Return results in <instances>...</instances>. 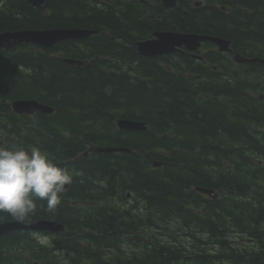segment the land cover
Returning a JSON list of instances; mask_svg holds the SVG:
<instances>
[{
	"label": "trees",
	"instance_id": "16d2710c",
	"mask_svg": "<svg viewBox=\"0 0 264 264\" xmlns=\"http://www.w3.org/2000/svg\"><path fill=\"white\" fill-rule=\"evenodd\" d=\"M94 1L102 0H53L40 8H32L26 0H3L0 7V31L108 27L115 40L92 36L80 43L103 58L116 55L130 70L112 69L101 60H93L81 69L62 62L53 50L35 52L26 45L16 51L0 50V108L5 111L0 126L9 136L1 142L6 141L5 148L38 147L74 174L68 192L61 194L62 202L54 212H48L46 203L38 201L36 214L26 219H56L68 228L55 238L53 247L42 252L43 256L36 254L33 260L61 264V256L53 254L59 249L58 253H65L63 264H111L102 260L99 248L95 252L90 248L91 244L103 246L97 243L99 237L90 235V243L82 245L80 231L86 227L109 238L107 233L111 229L125 231L116 226L119 218L97 215L96 222H82L78 207L72 206L69 199L77 195L101 196L102 186L118 185L119 180L122 189L143 200L149 223L154 224L156 216L178 215L187 220L183 221L187 228L197 230L196 246L201 248L194 263L264 264V65H244L241 74L228 70L211 72L214 78L209 75L205 83H197L156 67L157 58L139 56L135 60L133 47H123L129 44V33L146 39L154 30L172 28L227 38L240 55L264 59V0H203L201 7H195L193 0H181L176 9L159 6L158 14L147 19L144 18L148 14L136 11L114 13L107 3L110 0H103L110 9L99 10ZM215 2L229 11L216 10ZM132 9L130 6L127 11ZM213 9V14H208ZM157 17L161 20L157 21ZM76 44L65 41L61 45L68 49L62 50L71 58L83 59L80 54L71 53ZM248 44L251 49L238 47ZM137 61L146 67H138ZM192 69L194 73L204 72L202 66ZM212 79L214 85L210 83ZM19 98L49 103L56 114L18 117L10 112L8 103ZM124 108L127 112L123 117L145 121L149 130H119L111 140L107 137L114 131V115L118 116L112 111ZM106 123L107 131L103 128ZM98 141L116 143V147L125 146L134 152L66 163L79 150H85L87 143ZM142 155L164 160L166 167L144 166L138 161ZM195 186L213 188L222 198L202 200L192 191ZM189 204L200 214L185 210ZM141 213H136L137 219ZM185 214L195 225L188 222ZM9 219L14 218L0 213V220ZM233 230L251 242L244 240L241 248L239 239L230 237ZM26 239L35 243L20 231L0 238V264H33L12 255L13 242L24 244ZM109 239L114 244V239ZM156 242L149 239L145 258L133 257L130 264H177L176 260H182L166 247L158 248ZM209 245H216L217 250L208 252Z\"/></svg>",
	"mask_w": 264,
	"mask_h": 264
},
{
	"label": "bare ground",
	"instance_id": "6f19581e",
	"mask_svg": "<svg viewBox=\"0 0 264 264\" xmlns=\"http://www.w3.org/2000/svg\"><path fill=\"white\" fill-rule=\"evenodd\" d=\"M26 1L32 8L42 7V6L33 7L32 4L28 2V0ZM50 1H53V0H48L47 2H45V4ZM110 1H117L124 6H134L137 8L149 7L150 11L148 12L149 14L146 16L145 19L149 18L152 14H158L159 6H163L166 9H176L181 2V0H175L176 1L175 6L173 8H170L164 3L163 0H161V2H157L156 0H110ZM100 2H104V1L102 0ZM2 4H3V0H1L0 7L2 6ZM215 4L218 5V9L216 8V10L225 11L227 8V7L226 8L222 7L223 5L221 6L217 2H215ZM213 11L214 9L211 10L210 13L208 14H213ZM156 19L161 20L160 17H157ZM88 28L87 29L83 28V30L89 31ZM59 29H63V28H59ZM72 29H81V28H72ZM49 30H57V29H49ZM16 31H9V30L0 31V40L3 41L5 37L9 35V33H14ZM181 31L182 30L172 29V28H164L160 30H155L146 39L141 38V36H138L137 33H135V35L131 36V38L129 39V42H132L134 44L133 49L134 50L136 49L139 52L140 46H144L142 44H145V45L150 44L151 43L150 41L157 40V38L155 37V34H160V33H164L165 35L166 34H173V35L182 34L184 36L191 34L192 35L191 38L190 39L186 38L184 40V43L176 48L177 49L176 52L167 53L165 55L162 54L156 57H164L168 55L175 56L177 54L184 56L183 58H179V59L177 58L169 59V61H167V64L162 63L161 67H166V69L164 70L170 72L171 74H174L177 76L182 75V76H185V78L190 79V80L195 79L198 83H205L207 80L208 74H211V72L219 73V70H223V71L228 70V71H232V72L234 71V72L240 73V69L244 67V65L252 64V63H244L243 61L244 59L257 60L260 58V57L258 58L248 57V55H240L233 48L232 41L227 38L214 36L213 34L204 33L201 31L199 32L196 31L194 33H186V32H181ZM92 36H101V35L98 32H92L88 38H91ZM213 38H218V39L225 41L226 43H228V48H220V46L215 41H213ZM68 41L78 42V44L76 45H79L81 40L70 39ZM193 41H195L198 44V48H195L192 50V46L194 44ZM64 42L65 41L63 40H59V42L53 47L40 46L32 42L24 44V45H26L25 48L27 49L29 48L30 50H33L35 52H39V50H53L55 51L54 56L58 57L62 62L75 66L77 68H81V69H84L85 67H87L93 60H101L98 57H94L96 56V53L95 52L90 53L91 48L83 44H80L76 49H71V53H74V54L76 53L77 55L75 56H79L80 54L81 57H85L88 53H90L91 56H86L85 59L71 58V56H67V54L69 53L66 54V52L62 50V49H65V50L68 49L61 45ZM204 44H206V48ZM202 47L203 49L201 50ZM16 48L17 47L11 50H8L7 52L15 50ZM0 50H2V48H0ZM210 52L215 58L210 54ZM139 53L141 57L150 58V57L141 55V52ZM206 53H209L208 54L210 57L209 60H207L204 56ZM108 56H105L106 60H101V61H106L107 66L112 67V69L113 67H115V69H119V66H123V72L130 71L125 66V64H122L123 61H121V59L118 61V57L116 55L108 54ZM221 57H223L224 59ZM134 59L135 60L139 59V56L136 53H135ZM261 60L264 61V59H261ZM110 61H113V62L115 61L118 63V65L116 66L110 65ZM175 64H179V69L175 68L174 66ZM260 64L264 65L262 63ZM136 65L140 67L141 65H143V63H139L137 61ZM195 65L202 66V68L204 69V72L202 71V73H199L200 71H197L198 73H194L195 69L193 70L192 68ZM189 70L192 72H190ZM110 91L111 90H108V92ZM23 103H25L28 106V110L23 107L25 111H20ZM8 105H9L8 109L10 110V112H12L14 115L18 117L29 116L31 118H36L40 114H43L45 116H53L56 114L55 107H53L49 103L45 104L44 102L36 98H19V99L9 101ZM112 113L118 114V116L116 117L114 115V120H113L114 131L113 133L109 135V137H107L111 140L113 139V137H115V135L117 134L119 130L128 131V132H136L135 130L129 131V130L122 129L120 126V123L122 122H126L132 125H142V126L144 125L146 129L144 131L149 130V125L145 121L135 119V118L132 119L129 117L127 118L123 117L122 115L125 113V111H122L121 109L119 110L114 109ZM4 115H5L4 109L2 110L0 108L1 120L5 119ZM86 124L90 125L89 123H86ZM2 128L3 127L0 126V134H1L0 135V147H6L5 146L6 141H3V142L1 141L4 137L9 138V136L8 134L4 133L1 130ZM115 144L116 143L113 144L110 142H101V141L87 143L85 150H79L75 158L67 160L66 163L75 164L79 161H86V160L88 161L93 158L97 159L100 156H111V158L118 157V156H114L113 154H120V153L118 151H116L118 153L111 152L113 149L120 150L119 148L121 149L128 148V147L125 148V146L124 147L119 146L116 148ZM98 150H100V152ZM129 150H131V152L128 154H131L132 152H134L133 151L134 149L132 148H129ZM119 158L121 160L123 159V157L122 158L119 157ZM138 161L142 163L144 166L145 164H147V166H149L152 169H164L166 167V162L164 160L160 161L157 158H148L145 155H142L141 160H138ZM77 175H81V174H78L77 172ZM117 184L118 185L113 184L112 187L121 188L120 186L121 183H118L117 181ZM102 187L105 188L106 186H102ZM69 188H70V185H67L66 190L63 193L68 192ZM192 191L197 193L200 199L205 200V201L206 200L207 201H219L222 198V196H220V193L217 190L210 188V187L195 186L192 189ZM133 194H131V196H133ZM131 196L129 198L126 196L125 200H119L117 198L115 199L113 194L107 191H103V195L101 196L77 195L75 198L69 199V202L71 203L72 206L78 207V212H79L81 221L84 219H90L91 221L96 222L95 219L92 218V215L95 217L97 215H101V216H107V219L111 218L112 220L119 218V221L117 222L118 224L116 226L121 227V228H123L124 226L132 222L139 225V227L127 229L125 230V232H122V231L118 232L119 229L117 228L113 230L111 229L108 236L114 237L113 239L115 240V244H113L112 242H108V240H110L108 237H105L104 239L102 232L99 233V232H95L94 230L90 228L82 227L80 231V233H82L80 240L82 237L84 238V240L81 241V244L88 245L92 239V238L89 239L88 236L90 235L98 236L99 238L97 240V243H101L103 244V246L98 244L99 247H97L91 244L90 245L91 250L95 252L99 248L101 250V255L103 256V259H102L103 261H107L111 264H119V263L123 264L124 261H127L129 257L130 259H133V257H135L134 260H137V259L141 260V258H145L144 257L145 251H147V248H149V239H152L153 241H157L156 243L158 245L157 246L158 248L164 246L166 247L167 250L173 252L174 254L180 255L182 258L181 264H196L194 263L195 256L201 248V247L197 248L196 246L197 241L195 239V236L197 235L196 233L197 230H195L194 228V230L191 231L189 228H187L186 227L187 224L183 222L187 220L186 219L184 220V218L178 217V215L176 216L173 215L171 218L166 217V216H164V218L156 216L154 224H152L151 222L150 223L148 222L147 213H141V219H137L136 213L141 212L142 210H140L138 207H135L133 204L134 198L136 197L135 194L133 198ZM185 208L186 210H191L195 213L200 214V211H197L196 207H194V205L192 204L187 205ZM184 216L187 217L188 222L191 223L192 226L193 224L195 225V223H193L192 219L189 216H187L186 214ZM43 221H46V223L54 225L56 228H58V230L57 231L56 230L41 231V230H35V229L29 228V226H32L35 224H38V225L43 224ZM10 223H16V224L21 225L22 228L17 229L16 232L17 231L26 232L28 234V237L30 239L31 238L34 239L35 241L34 244L27 239L26 240L28 242H25L24 244H21L18 241L13 242L12 255L14 254L15 257L16 255H18V257L21 256L20 258H22L23 261H26V262L32 261L33 264H40L38 261L33 260V257L36 254L38 256H43L45 253L43 254L42 252H46L47 249H50L51 247H53L52 245H53L55 238L58 235H62L68 231L67 226L63 222L56 220V219L45 218V217H40L38 219L25 220V221H20L17 219L16 220L15 219L0 220V229L2 226H4L5 228L6 227L5 224H10ZM13 232L2 233L0 231V238L5 237ZM236 234H239V232L233 230L230 237L237 238L235 237ZM142 243L146 247H144ZM232 243L238 244L237 241H232ZM239 244H242V243L239 241ZM137 245L143 246V249H144L143 256H139V250L137 249ZM71 246L72 245H70V247ZM58 250H55V251L53 250L54 251L53 254L56 255L57 257L61 256L60 260H61V264H63L65 263V260H66L65 253L63 254L62 252L58 253ZM216 250H217L216 245H213V246L209 245L208 252H213ZM48 254L50 255V253ZM15 263H18V262H15ZM19 264H22V263L19 262Z\"/></svg>",
	"mask_w": 264,
	"mask_h": 264
},
{
	"label": "clouds",
	"instance_id": "9594fccd",
	"mask_svg": "<svg viewBox=\"0 0 264 264\" xmlns=\"http://www.w3.org/2000/svg\"><path fill=\"white\" fill-rule=\"evenodd\" d=\"M72 181L69 170L38 147H0V213L25 221L36 214L38 201L54 212Z\"/></svg>",
	"mask_w": 264,
	"mask_h": 264
},
{
	"label": "water",
	"instance_id": "95a60500",
	"mask_svg": "<svg viewBox=\"0 0 264 264\" xmlns=\"http://www.w3.org/2000/svg\"><path fill=\"white\" fill-rule=\"evenodd\" d=\"M48 0H28V2L30 4H32L33 7H38L43 5L45 2H47ZM164 3L169 6L170 8H173L175 6L176 1L175 0H163ZM197 6H199L200 4L197 3ZM89 35H91L90 31H85L83 29H57V30H44V31H40V30H23V31H17L14 33H9V35L7 37H5V39L3 41L0 40V48H4V49H11L14 48L17 45L20 44H27V43H35L38 44L40 46H46V47H53L54 45H56L59 40H63V41H68L70 39L73 40H85L89 37ZM191 34H188L187 36H184L182 34H164V33H160V34H155V37L157 38V40H153L150 41V44H142L144 46H140L139 48V52H141V55L146 56V57H150V58H154L158 55H165L167 53H173L177 51V47L180 46L181 44L184 43V40L190 39L191 38ZM213 41H215L220 48H228V43H226L225 41L218 39V38H213ZM194 44L192 46V50L195 48H198V44L193 41ZM141 45V43H140ZM244 63H262L264 64L263 60L257 59V60H251V59H244L243 60ZM23 107L25 109L28 110V106L23 103L21 110L20 111H25L23 109ZM27 112V111H26ZM120 126L122 129L125 130H129V131H136V132H140V131H144L145 126L143 125H132V124H128L126 122H122L120 123ZM120 150H116L113 149L111 152H123V153H130L131 150L129 149H121ZM100 152V150H98ZM6 227L4 228V226L1 227L0 231L2 233H10L14 230L17 229H21L22 226L16 223H10V224H5ZM29 228L31 229H35V230H41V231H48V230H58V228H56L54 225L46 223V221H43V224H35L32 226H29Z\"/></svg>",
	"mask_w": 264,
	"mask_h": 264
},
{
	"label": "flooded vegetation",
	"instance_id": "af4514ba",
	"mask_svg": "<svg viewBox=\"0 0 264 264\" xmlns=\"http://www.w3.org/2000/svg\"><path fill=\"white\" fill-rule=\"evenodd\" d=\"M95 5H94V7H96V8H98L99 10H105L107 7L110 9V6H107V4H106V2H99V1H94L93 2ZM107 3L108 4H111L112 6H111V9H112V11L114 12V13H117V14H130L131 12H133V11H136V12H139V13H141V14H147L149 11H150V8L149 7H141V8H137V7H134V10L132 9V11L130 10V11H127V8H129L130 6H124V5H122V4H120L119 2H117V1H107ZM92 4V3H91ZM40 8V7H39ZM142 9H144L145 11H148V12H143L142 11ZM122 12V13H121ZM149 14V13H148ZM158 21V20H157ZM91 33L92 32H98V33H100V35L102 36V37H106V38H108V39H111V40H115V38H114V36H112L111 34V29L110 28H108V27H104V26H98V27H96V26H91V27H89V29H88ZM155 31V30H154ZM107 35V36H106ZM132 35H135V33L134 34H132ZM131 35V36H132ZM131 36L128 38V40L131 38ZM127 43H129V44H125V45H123V47L124 48H126V49H129V48H131V47H133L134 48V44L132 43V42H127ZM80 44H82V43H80ZM79 44V45H80ZM79 45H77V46H75L74 48H71V49H76ZM84 45V44H83ZM129 45H131V46H129ZM205 45V48H206V44H204ZM208 45H210V44H208ZM203 49V47L201 48V50ZM200 51V50H199ZM134 53H136L138 56H140V53L135 49L134 50ZM183 53H185V52H183ZM209 53H206L204 56H205V58L207 59V60H209L210 59V57H209V55H208ZM210 54L212 55V53L210 52ZM86 56H91L90 55V53H88ZM85 56V57H86ZM213 56V55H212ZM94 57H98V58H100L101 60H106V58H103L102 56H98V55H96V56H94ZM184 56H181L180 54H177V55H175V56H170V55H168V56H164V57H156L158 60H157V62L154 64L156 67H158V68H161V69H166V67H161L162 66V63H166L167 64V61H169V59H172V58H177V59H179V58H183ZM214 57V56H213ZM145 58V57H144ZM161 58H163V60L161 59ZM164 58H168L167 60H165ZM215 58V57H214ZM221 58H223V57H221ZM224 59V58H223ZM227 61V60H226ZM201 64V63H200ZM110 65H113V66H116V65H118V63L117 62H113V61H110ZM145 64L143 63V66H144ZM175 66V68L176 69H179V64H175L174 65ZM104 188L102 187V190H103ZM107 192H109V193H111V194H113L114 195V198L116 199H119V200H125L126 199V196L129 198L130 196H131V194H132V192L130 191V190H128V191H126V189H122V188H117V187H107V190H106ZM120 191V192H119ZM140 201H142V202H140ZM133 204H134V206L135 207H138V208H140L142 205H145V203L143 202V200H141L140 199V197H139V199H138V196H136L135 198H134V202H133ZM101 216V215H100ZM140 217H141V215H140ZM139 219H141V218H139ZM110 229V228H109ZM107 234H109V233H107ZM108 236V235H107ZM103 238L105 239V236L103 235ZM109 238H114L113 236H109ZM82 240H84V238L82 237L81 238V241ZM114 244H115V240H114ZM143 244V243H142ZM143 246L144 247H146L144 244H143ZM143 246L142 245H137V249L139 250V256H143L141 253H143V251H144V249H143ZM204 257H206L205 255H204ZM119 264H121V263H119ZM124 264H130V257L128 258V260L127 261H124Z\"/></svg>",
	"mask_w": 264,
	"mask_h": 264
},
{
	"label": "rangeland",
	"instance_id": "374dc122",
	"mask_svg": "<svg viewBox=\"0 0 264 264\" xmlns=\"http://www.w3.org/2000/svg\"><path fill=\"white\" fill-rule=\"evenodd\" d=\"M1 3V2H0ZM142 11L143 12H148V11H145L144 9H142ZM146 14V13H145ZM148 14V13H147ZM145 19V18H144ZM129 35V37L132 35V34H128ZM138 35V34H137ZM238 46V45H237ZM248 46H250V47H248ZM238 47H240V48H244L245 50H248V49H251L252 48V45L251 44H248V45H243V46H238ZM83 59H85V57H83ZM133 65H135L134 63H132ZM144 67H146L145 65H144ZM123 69V66H119V69ZM142 69V68H141ZM191 70V69H190ZM189 70V71H190ZM190 72H192V71H190ZM210 74H208L207 75V77L209 76ZM209 77H211V78H214V76L213 75H210ZM213 80L214 79H212L211 81H210V83L212 84L213 83V85H214V82H213ZM198 83V82H197ZM230 107V106H229ZM230 108H232L233 109V106L232 107H230ZM122 111H125V109H121ZM127 110V109H126ZM125 112H127V111H125ZM241 122V121H240ZM103 123H105V121L103 122ZM3 127V126H2ZM108 127H109V124L108 123H106V124H104V126H103V128H104V130L105 131H107L108 130ZM1 135V134H0ZM102 135V134H101ZM80 140V139H79ZM72 172V171H71ZM73 174V173H72ZM74 175V174H73ZM118 182H119V180H118ZM121 183V182H120ZM97 188V187H96ZM100 189V188H99ZM102 190V189H101ZM107 190V187H105L102 191H106ZM138 199H139V196H138ZM140 210H142L141 212L142 213H147V208H146V206L145 205H142L140 208H139ZM185 210H186V208H185ZM99 214H101V213H99ZM100 216V215H99ZM105 218H107V216H104ZM92 218H94L95 219V221H96V219H97V217H95V216H93L92 215ZM137 227H139V225L138 224H135V223H129V224H127L126 226H124L123 227V229L124 230H127V229H131V228H137ZM122 232H125V231H122ZM179 262V263H178ZM178 262H177V260H176V263H178V264H181V261H179V259H178Z\"/></svg>",
	"mask_w": 264,
	"mask_h": 264
}]
</instances>
